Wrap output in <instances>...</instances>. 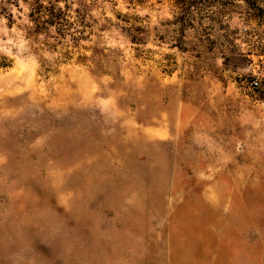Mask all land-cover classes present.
I'll list each match as a JSON object with an SVG mask.
<instances>
[{"label": "rangeland", "instance_id": "374dc122", "mask_svg": "<svg viewBox=\"0 0 264 264\" xmlns=\"http://www.w3.org/2000/svg\"><path fill=\"white\" fill-rule=\"evenodd\" d=\"M0 264H264V0H0Z\"/></svg>", "mask_w": 264, "mask_h": 264}, {"label": "trees", "instance_id": "16d2710c", "mask_svg": "<svg viewBox=\"0 0 264 264\" xmlns=\"http://www.w3.org/2000/svg\"><path fill=\"white\" fill-rule=\"evenodd\" d=\"M38 1V0H37ZM58 0H53V2H57ZM37 9H40V8H37ZM39 12L38 13H41L42 12V10H38ZM61 14H57V15H55V16H53V15H51V13L50 12H48V16H53V19L51 20V21H47V22H51L50 24H52V21H56V20H59L60 18H61V16H60Z\"/></svg>", "mask_w": 264, "mask_h": 264}]
</instances>
